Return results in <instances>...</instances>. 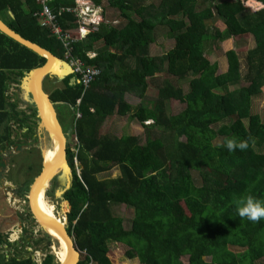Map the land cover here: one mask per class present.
I'll list each match as a JSON object with an SVG mask.
<instances>
[{"label": "trees", "instance_id": "16d2710c", "mask_svg": "<svg viewBox=\"0 0 264 264\" xmlns=\"http://www.w3.org/2000/svg\"><path fill=\"white\" fill-rule=\"evenodd\" d=\"M94 1L118 9L121 21L103 22L78 38L71 55L96 65L101 73L87 88L77 76L69 75L60 87L46 90L53 102L73 110L78 144L77 149L69 144L67 148L72 184L67 187L65 172L56 188L65 200L68 230L82 251L79 264H119L112 242L127 245L129 257H138L141 264L264 262V218L254 222L240 217L234 203L247 195L264 200V117L253 112L254 99L264 94V0H160L159 8L146 0ZM50 4L59 24L72 32L78 18L61 8L74 4L73 0ZM40 9L36 0H0V18L64 60L66 47L40 24L35 15ZM158 25L168 28L175 45L153 56ZM244 34L256 41L247 51L245 73L236 48L226 51L228 70L218 73L219 65L211 62L207 51L214 42L233 41ZM89 51L96 56L90 57ZM46 61L0 31L4 107L9 104L4 97L11 79L7 73L15 79L18 72L24 75ZM164 70L172 80L163 76L156 86L157 97L143 103L155 85L150 78ZM128 93L142 102L131 105ZM172 100L186 105L171 114ZM31 109L30 114L18 111L24 120L19 126L30 130L27 118L37 112L33 105ZM116 113L138 120L145 127L146 142L138 134H103L104 122ZM10 137L11 127L0 121V146L4 148ZM229 138L247 140L249 146L229 151ZM115 166L121 176H98ZM32 183H27L29 190ZM122 205L134 209L130 228L115 214ZM55 258L48 253L42 264H58ZM58 259L64 261L59 254ZM0 264L38 263L31 255L7 257L0 252Z\"/></svg>", "mask_w": 264, "mask_h": 264}, {"label": "rangeland", "instance_id": "374dc122", "mask_svg": "<svg viewBox=\"0 0 264 264\" xmlns=\"http://www.w3.org/2000/svg\"><path fill=\"white\" fill-rule=\"evenodd\" d=\"M199 1L200 0H198V2ZM159 2L160 0H146L147 5H151L152 3H154L156 4L157 7L160 4ZM106 7L109 8L107 10V13H105L107 19H109L113 24L119 23L121 21L120 16H122L120 14V11L114 7H111L109 4ZM198 9L201 8L199 7ZM167 33H168V28L163 27L161 25L157 26L156 36H155L156 39L154 43L151 45V54L153 56L163 55L164 53H166L167 51H169L174 47L175 39L169 37ZM255 45H256V41L254 37L251 34H244L241 36H236L233 41L214 42L211 51H207V56L211 60V62L218 63L219 65L218 73H223L228 70V66H229L226 51L230 48H236L238 49L239 55L241 57L242 70L245 73L247 67V60H246L247 51L253 48ZM64 71L66 72L63 61L59 62L56 68L54 69V71L50 73L52 74V76L50 78H46L48 75L45 77L44 88L50 92L55 88L60 87L62 85V81L60 79L64 75L65 73ZM30 76L31 74L27 76L26 78L27 82ZM163 76H165L168 80H172L170 77H167L165 70L161 71L160 73H157L152 80L150 78V81L155 85L149 88L146 97L143 100V103L145 102V99L154 100L157 97L156 86L160 84ZM183 85L186 90L189 89L188 82H184ZM19 91L20 89L16 87L15 90L16 95L19 94ZM126 99L133 106L139 105L142 102V98L138 97L133 93L132 94L128 93ZM32 101L33 100L31 99V102ZM19 104H20V108L24 110L26 114H30L32 112L31 109L32 105L33 107H35L34 102H32L31 105V103L29 104L26 101L20 100ZM185 105H186L185 103L179 100H172L170 101L169 104V112L171 114L179 113L185 107ZM56 109L61 119L63 130L65 134L68 136L69 146L71 147L74 146L75 149H77L78 140L76 135L74 134L75 125L73 121L72 108L67 104L59 102L56 103ZM253 112L255 114H259L262 117H264V94L254 99ZM151 122L152 121H149L148 123L150 124ZM26 123L31 125L32 130H30L27 127L23 128L21 126H18L19 133L17 135H18V140L20 141L22 146H24L22 147V149H29V152H27L26 154L24 153L25 155L20 154L13 160L14 164L16 165L11 167L8 179L13 180L18 187L14 188L13 190L9 189L12 192V205L16 210L15 212L13 210L9 211L8 218H12L11 220L12 222L15 220L13 219L15 217L16 220L19 222L20 220L25 219L24 213H28L27 216V219L29 220L28 228L27 230L23 228L24 230H22L23 231L22 237H19L12 230H8L6 233H2L1 237H3L2 238L3 241L0 242V252L5 253L7 257H11V256L28 257L31 255L38 264H42L43 259L48 253H52L55 255L56 257L55 262L57 263L58 253L56 252L57 250L56 246L58 242L53 237H49L45 229H43L42 226L32 216L29 209V201L26 198V195H28L29 194L28 192L30 191L29 184L27 183H31V181L34 180L35 176L40 173V170L42 168L44 162L43 152L45 156L53 152L54 144L51 139V136L43 128V125L37 116V112L35 116H30L29 118H27ZM102 132L103 134H109L114 136H120L126 133L138 134L142 136L143 141L146 142L145 127H143L138 120L134 119L129 114L122 116L116 113L109 116L102 126ZM24 133L25 135H23ZM262 151H264V147ZM75 166L77 172L80 174L81 166L79 162L76 160H75ZM69 170H70V166L68 168L61 170V173L55 176L51 180L50 186L47 188L48 192L46 191V198H48L51 203L55 204L56 213L61 219L63 218L66 221H67V208H65V200H62L60 194L57 193L56 185L62 181L65 172ZM121 174L122 173L119 166H115L110 171L100 173L98 176L100 178H107V177L114 178L121 176ZM1 193L2 192H0V195ZM4 194H6L5 191ZM10 195L11 193L7 196L9 197ZM8 203L9 202L6 199H0V209L2 213L7 210L9 206ZM19 209L20 211L23 212L20 213ZM16 211L18 212L16 213ZM115 214L121 215L124 218V224L127 228H130L132 226L134 209L126 205L118 206L116 207ZM29 217L31 220L29 219ZM15 228L18 230L19 226L16 225ZM16 239H19L18 242L20 241L19 248H17V246L15 245ZM50 242L52 245H50ZM52 246L54 250H52ZM110 246L119 264H141L140 259L138 257H132V258L129 257L128 247L124 243L112 242ZM206 259L210 261L211 257H207ZM255 264H264L263 259L257 260Z\"/></svg>", "mask_w": 264, "mask_h": 264}, {"label": "water", "instance_id": "95a60500", "mask_svg": "<svg viewBox=\"0 0 264 264\" xmlns=\"http://www.w3.org/2000/svg\"><path fill=\"white\" fill-rule=\"evenodd\" d=\"M0 31L8 35L9 37L13 38L20 44L32 49L36 53L42 56L46 55V58H47L46 63L32 70V75H31V79L29 82L30 83L29 89L32 93L33 102L37 109V116L40 119L43 125V128L49 135L56 132L60 139V153H59V156L56 159H54V161L49 162V163H46V161H44L42 171L35 178L34 182L30 186V191L27 196V199L29 200L30 213L35 218V220L42 226L43 229H45V225L46 226L48 225L54 228L61 235V237L65 240V242L67 243L70 249V254L72 258L69 257L65 261H61L60 259H58L57 263L58 264H79L81 260L82 251L77 245L76 237L73 235V233H70L68 230L69 228V224L67 222L68 217H67V221L65 220L64 222H61L60 220L59 221L47 220L42 217L41 213H39L37 206H36L37 190L39 189L40 185L45 180V178L48 177L55 168H58V171H55V173H53L51 180L55 176L60 174L61 170L69 167L68 158H67L68 156L67 135L65 134L62 128V125L60 123V120L57 116V112L55 109L56 103H59V102H53L51 100L49 93L44 88L45 77L54 71V69L60 62V59L48 48L24 37L22 34H20L15 29H13L10 25H8L2 18H0ZM68 68H69L68 71L66 72L64 71L65 72L64 75H69L70 73H73L72 68L69 64H68ZM49 107L56 119L57 127L55 126L52 128L47 123V118L45 117V113L49 109ZM66 180H67V187L70 188L72 184L71 170L66 172ZM48 236L52 237L49 233H48ZM50 245H52L51 242H50ZM52 250H54L53 246H52Z\"/></svg>", "mask_w": 264, "mask_h": 264}, {"label": "crops", "instance_id": "0c3cea01", "mask_svg": "<svg viewBox=\"0 0 264 264\" xmlns=\"http://www.w3.org/2000/svg\"><path fill=\"white\" fill-rule=\"evenodd\" d=\"M4 16H8V15H4ZM59 59H60V62H62L61 58H59ZM63 64L65 65V70L68 71V69H67L68 65L64 62H63ZM17 74L19 76L16 75L17 77L15 78L16 79L15 80L9 72L7 73V75L11 76V79H9V81H8L9 86L7 87V89L4 93V97H5V100L9 104H6V106L4 107L3 106V98L0 97V121H1V125L11 127L10 139L8 141H6L4 148H3V146H0V192H2L0 195V199H6L9 202L8 203L9 206L5 212L2 213L1 209H0V242L3 241V239H2L3 237H1V234L6 233L8 230H12L19 237H22V232H23L22 230H24L23 228H25V230H27L28 223H29V220L27 219L28 213H24L25 219L20 220L19 222L16 220L15 217L13 218L15 220L12 222H11L12 218H8L9 211L13 210L15 212V210H16L12 205V192L9 189L13 190L14 188L18 187L17 184L13 180L8 179L11 167L16 165V164H14L13 160L11 159L13 157L10 156V153H11V151H16V150H18L20 152V154H24V153L26 154L27 152H29V149H22V147H24V146H22V144L18 140V135H17L19 133L18 126L21 123H23V121H24L23 119H19V117H18V111L22 110L20 108L19 102H20V100L26 101L29 104L30 103L32 104V102H33V101L31 102V99L33 100V96H32V93L29 89V86H30L29 82H30L31 76H30L28 82L26 81L27 76L30 74L32 75V71L25 72L24 75H22V73H19V72ZM62 77H61V79H62ZM16 87H18L20 89L18 95H16V92H15ZM18 97H20V98H18ZM13 103H15V106H12ZM20 118H23L22 114H20ZM61 124H62V122H61ZM23 135H25V133ZM4 191L6 192V194H4ZM10 193H11V195L8 197L7 195H9ZM27 196L28 195H26V198H27ZM17 212L18 211H16V213ZM19 212L22 213L23 211H20V209H19ZM29 219H30V217H29ZM16 225L19 226L18 230L15 228ZM18 240L19 239L15 240V245L19 248V245H20L19 242L20 241L18 242Z\"/></svg>", "mask_w": 264, "mask_h": 264}, {"label": "built area", "instance_id": "2783aa9c", "mask_svg": "<svg viewBox=\"0 0 264 264\" xmlns=\"http://www.w3.org/2000/svg\"><path fill=\"white\" fill-rule=\"evenodd\" d=\"M36 1L41 5V9L35 12V15L39 17L40 23L44 27H48L51 34L56 36L66 47L67 59L74 67L75 73L81 76L82 83L88 87L94 78L100 74L101 70L96 66H85L84 61L81 58L73 57L71 52L73 43L77 42L78 38L86 37L92 31L97 30L103 22H109L104 15V7L96 4L93 0H75V5L63 6L61 11L73 12L78 18V24L71 32L63 29L59 24L57 12L50 4L52 0ZM73 33H78L79 36H74ZM94 55L93 53L91 56ZM76 115L80 117L81 113L77 111ZM76 161H78L77 158Z\"/></svg>", "mask_w": 264, "mask_h": 264}, {"label": "bare ground", "instance_id": "6f19581e", "mask_svg": "<svg viewBox=\"0 0 264 264\" xmlns=\"http://www.w3.org/2000/svg\"><path fill=\"white\" fill-rule=\"evenodd\" d=\"M45 117L47 118V123L49 124V126H51L52 128L55 126L57 127L56 119L52 111L50 110V107L46 111ZM50 136L54 144V151L51 152L50 154H47L46 156L44 154V159L46 163L54 161V159H56L60 153V139L57 133L55 132L51 134ZM55 171H58V168H55L53 172L48 177L45 178V180L42 182L39 189L37 190L36 206H37L39 213H41L43 218L47 220L59 221L61 218L58 216V214L55 211L56 208L54 206V203H51L50 200L46 198V191H47V188L50 186L51 177L53 173H55ZM45 229H46L45 231L49 233L58 242L56 246L57 247L56 252L60 254V256L64 259V261L67 260L69 257L72 258L70 254V249L67 243L65 242V240L61 237V235L54 228L48 225L47 226L45 225Z\"/></svg>", "mask_w": 264, "mask_h": 264}, {"label": "clouds", "instance_id": "9594fccd", "mask_svg": "<svg viewBox=\"0 0 264 264\" xmlns=\"http://www.w3.org/2000/svg\"><path fill=\"white\" fill-rule=\"evenodd\" d=\"M94 1V0H93ZM95 2V1H94ZM73 3L72 5H75L76 4V1L73 0ZM96 3V2H95ZM97 4V3H96ZM98 5H101V6H104V4H98ZM62 6H67V5H62ZM105 9V13H107V10L109 9L108 7H104ZM73 13V12H71ZM104 13V15H105ZM74 14V13H73ZM107 18V17H106ZM105 18V19H106ZM109 22L107 23H110L111 21L109 19H107ZM103 24V23H102ZM90 34V33H89ZM88 34V35H89ZM95 54L94 56H96V52L95 51H89L88 52V55L90 57H94V56H91L92 54ZM57 56V55H56ZM46 57V56H45ZM75 58H79V57H75ZM47 59V58H46ZM64 63H66L67 65L69 64L72 68V72L73 73H70L69 75H74V76H77V79L78 81H81V76L77 73H75L74 71V67L70 64L69 62V59H67L66 55H65V59H61ZM85 63V62H84ZM85 66H96V65H86ZM97 67V66H96ZM67 68V67H66ZM69 70V68H67ZM101 70V69H100ZM101 73V72H100ZM69 75H63L62 79L65 77V76H69ZM61 79V81H62ZM86 87V86H85ZM87 88V87H86ZM46 90V89H45ZM50 95V94H49ZM52 100V99H51ZM79 100L81 101V98L77 100L78 103ZM63 103V102H61ZM36 107V106H35ZM77 114V113H76ZM77 117V115H76ZM77 137V136H76ZM68 144V143H67ZM248 141L247 140H237L235 138H229L226 140V147L229 151H234L236 149H240L241 151L245 150L248 148ZM234 203L236 204V210L239 214L240 217H246L248 220L250 221H259L260 219L264 218V200H261V199H257L255 198L254 196L252 195H247V196H244V197H240L238 199H236L234 201Z\"/></svg>", "mask_w": 264, "mask_h": 264}, {"label": "flooded vegetation", "instance_id": "af4514ba", "mask_svg": "<svg viewBox=\"0 0 264 264\" xmlns=\"http://www.w3.org/2000/svg\"><path fill=\"white\" fill-rule=\"evenodd\" d=\"M50 94V93H49ZM55 109H56V105H55ZM56 112H57V116H58V118H59V120H60V123H61V119H60V117H59V114H58V111H57V109H56ZM62 125V124H61ZM62 128H63V126H62ZM69 139H68V136H67V141H68ZM68 144H69V142H68ZM68 144H67V148H68ZM18 155H20V152L18 151V150H16V151H11V153H10V156H12L13 158H11L12 160H14V158H16ZM43 158H44V152H43ZM44 161H45V159H43ZM43 165H44V162H43ZM43 165H42V168H41V171H42V169H43ZM40 174V173H39ZM36 178V177H35ZM35 178H34V180H35ZM65 178H66V175H65ZM34 180H33V182H34ZM66 182H67V180H66ZM31 186V185H30ZM48 192V191H47ZM60 191H59V189H57V193H59Z\"/></svg>", "mask_w": 264, "mask_h": 264}]
</instances>
